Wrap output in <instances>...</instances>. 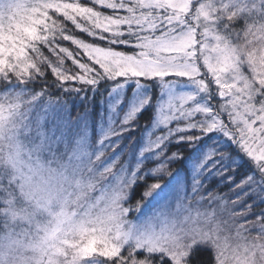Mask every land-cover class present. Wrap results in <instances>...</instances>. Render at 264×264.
<instances>
[{
    "label": "snow or ice",
    "instance_id": "6c2138e0",
    "mask_svg": "<svg viewBox=\"0 0 264 264\" xmlns=\"http://www.w3.org/2000/svg\"><path fill=\"white\" fill-rule=\"evenodd\" d=\"M0 264H264V0H0Z\"/></svg>",
    "mask_w": 264,
    "mask_h": 264
},
{
    "label": "trees",
    "instance_id": "16d2710c",
    "mask_svg": "<svg viewBox=\"0 0 264 264\" xmlns=\"http://www.w3.org/2000/svg\"><path fill=\"white\" fill-rule=\"evenodd\" d=\"M65 99L69 100L71 115L73 117H75L77 115V112L78 111H81V112L83 111V108L82 107L81 108H77V101L75 99H69L68 97H65ZM39 111H40V109H39V107H37V110L33 112V117H36L37 112H39ZM98 112H99V106L97 105V107L94 109V113H98ZM95 119H96V117L94 115L93 118H92L93 123H91V126H92L91 130H92V132H91V136H90L91 142L93 144H95V139L97 138V136H96V133H97L96 128H97V126H96V124L94 122ZM146 119H147V116L146 115L142 116L140 118V123L141 124L145 123ZM141 132H142V128L140 130H138L137 132L133 133L132 135L136 136L139 139V136H140V133ZM127 143H128L127 140L123 141L122 142V146L124 144H127ZM175 148H176V145L170 146V151H174ZM149 166H151V165H149ZM178 166L179 165H173L172 167L174 169V168H176ZM237 179H239V177H237ZM217 184H218V181L214 179L210 184H208L207 190L208 191H212V190L215 189L220 194H227V198L228 199H234V193H232V192L229 191V186L228 185H224L222 187L217 188ZM138 194H139V189L136 190V194L134 195L133 198L135 199V196H138Z\"/></svg>",
    "mask_w": 264,
    "mask_h": 264
},
{
    "label": "rangeland",
    "instance_id": "374dc122",
    "mask_svg": "<svg viewBox=\"0 0 264 264\" xmlns=\"http://www.w3.org/2000/svg\"><path fill=\"white\" fill-rule=\"evenodd\" d=\"M33 119H35V117H33ZM50 127H51L50 122H49L48 120H46L45 123H44V128H45V129H48V128H50ZM91 128H92V126H91V124H90V127H89V141H90V143H91L92 145H95V144H93V143L91 142V139H90L91 132H92ZM96 131H97V133H96L97 138L95 139V143H96V141L99 139L98 128H96ZM142 132H143V128H142ZM121 146H122V145H121ZM117 151H119V149H117Z\"/></svg>",
    "mask_w": 264,
    "mask_h": 264
}]
</instances>
